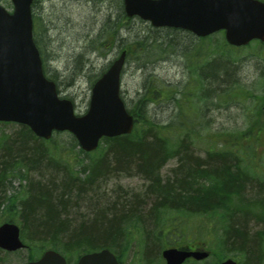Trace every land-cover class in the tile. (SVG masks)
<instances>
[{
	"label": "trees",
	"instance_id": "obj_1",
	"mask_svg": "<svg viewBox=\"0 0 264 264\" xmlns=\"http://www.w3.org/2000/svg\"><path fill=\"white\" fill-rule=\"evenodd\" d=\"M116 2L121 17L125 16L123 1ZM121 28L118 26L105 42L108 49L117 43ZM172 30L168 42L145 37L132 45H122L120 52L126 50L128 57L130 54L149 56L154 48L164 52L173 45L179 46L178 32ZM186 33L194 40L184 48L190 71L194 72L191 73L194 84L191 81L183 89L176 84L145 85L144 92L130 108L136 121L134 132L104 139L107 144L104 152L101 148L94 153L84 152L68 133L45 141L26 126L0 123V206L8 215L6 222H13L15 213L22 220L21 234L31 252L29 261L40 257L46 249L71 253L74 257L109 249L120 260L134 236L143 233L148 240L156 242L146 248L148 259L156 247L174 245L168 242L169 238L178 240L185 236L177 217L184 220L216 216L213 229L218 234L219 262L230 251L237 256L247 254L264 264V200L261 199L264 192L253 189L254 182L264 172L254 151L250 153L262 142L260 122L264 119L257 117L248 131L237 135L222 133L217 138L218 135L205 132L209 121L204 117L211 97L219 103L222 99L239 101L244 97V91L238 90L236 84L239 63L232 57L234 48L227 44L223 34L196 38ZM155 53L152 57L162 55ZM157 103L173 105L169 123L159 124L149 116V108ZM11 126L16 130L7 134L4 129ZM204 142L208 146L202 156L197 154V149ZM219 146L223 150L218 151ZM75 152L83 160L73 156ZM173 160L177 161L176 168L169 177H164L163 168ZM10 172H17L26 182L22 191L15 194L22 195L20 200L16 196L5 205ZM132 173L148 183L142 202H116L106 208L101 207V202L100 207L93 204V195L104 182L117 174ZM32 175L38 179H28ZM252 193L255 198L249 196ZM83 209L86 211L81 213ZM148 212H156L149 223L144 219ZM254 222L262 230H254ZM149 248H152L150 254ZM148 261L154 263L151 258Z\"/></svg>",
	"mask_w": 264,
	"mask_h": 264
},
{
	"label": "rangeland",
	"instance_id": "obj_2",
	"mask_svg": "<svg viewBox=\"0 0 264 264\" xmlns=\"http://www.w3.org/2000/svg\"><path fill=\"white\" fill-rule=\"evenodd\" d=\"M39 1L41 7L37 12L35 39L43 52L47 74L58 84L61 96L73 99L79 113H84L89 107L94 82L119 57L122 45H132L145 37L154 41L168 42L173 31L172 29H155L139 18L121 17L116 0ZM0 4L11 10V0H0ZM119 17H121L120 24H118ZM118 26L122 28L119 31L117 43L113 48L108 49L105 42L110 36H113L111 33ZM174 31L178 32L176 37L180 43L179 46L173 45L164 52H161L159 48H154L152 49L153 53L149 56L130 54L128 57L122 76V96L129 108L144 92L147 84L156 82L165 85L176 84L180 89H183L192 81L191 73L194 72L190 71V61L184 56V48L192 44L194 40L186 32ZM100 41L103 42L102 45H99ZM163 47L166 48L167 46ZM158 51L160 53H155ZM231 52L232 57L239 63L236 69L239 83L236 84L238 90L244 91V97L239 101L238 99H222L220 103L215 98H210L206 111L207 115L204 117L206 121H209V127L205 132L216 134L218 135L217 138L222 136V133L237 135L248 131L255 124L257 117L260 120L264 119V115H262L264 110L262 108L264 100V48L254 41L251 43L250 49H242L241 51L231 49ZM154 53L162 55L152 57ZM148 61H150L149 64H147ZM191 84H194V81ZM158 104L151 105L149 108L151 117L159 123H168L174 113L173 105ZM260 126L263 127L261 131L262 142L255 145L250 153L254 151L256 158L261 162L260 169L264 172V121L260 122ZM4 130L7 134H13L16 127L11 126ZM106 146L107 144L102 142L100 151L104 152L107 149ZM207 146L205 142L201 143L197 149V154L203 156ZM217 149L218 151L223 150L221 146ZM73 156L77 158L79 156L80 161L84 158L78 152H75ZM258 161L253 160L252 162L259 166ZM176 165V160L169 162L163 168L162 175L169 177ZM76 170L80 171L81 169L76 168ZM259 178L254 182L253 189L264 192V176ZM22 179L21 176L17 175V172L8 174L6 184L9 186V192L5 205H9V199L18 196L15 194L22 191L26 182ZM28 179H38V177L32 175ZM147 187L146 180L138 175L133 173L126 176L117 174L114 178L104 182L100 190L96 194L94 193L93 204L95 203L97 206L101 202V207L106 208L116 202L131 200L130 202L140 203ZM21 196L20 194L17 200H20ZM249 196L255 198V193ZM85 211L86 209H83L81 213ZM74 212L76 214V211ZM7 219L8 215L4 207L0 206V224L6 222ZM182 219L176 218L177 222H180V229H183L185 236L178 240L177 237L169 238L168 242L173 243L174 241L176 246L208 250L211 252V256L207 261L201 263L219 264L218 253L220 248L219 242L216 241L218 234L216 228L213 229L218 218L216 216H195ZM13 222L22 228V220L17 213L13 215ZM252 225L256 231L263 228L256 222ZM151 228H154L153 224ZM22 239L27 243V239L23 237ZM149 243L156 244L154 240H148L146 234L143 233L141 236L136 234L128 251L120 258L121 263L148 264V259L151 258L153 264H165L161 255L163 248L156 247L153 255L147 259L146 248ZM151 250L152 248H149L148 254L151 253ZM30 255L31 252L28 249L14 253L0 251V264H24L29 261ZM64 255L68 264H76L79 258L78 256L74 257V254L71 253ZM224 255V259L233 258L239 264H262L258 260L250 259L247 254L237 256L234 252L227 251Z\"/></svg>",
	"mask_w": 264,
	"mask_h": 264
},
{
	"label": "water",
	"instance_id": "obj_3",
	"mask_svg": "<svg viewBox=\"0 0 264 264\" xmlns=\"http://www.w3.org/2000/svg\"><path fill=\"white\" fill-rule=\"evenodd\" d=\"M14 12L0 5V122L28 126L38 137L69 132L85 152L97 150L102 138L133 132L134 117L121 97V75L126 52L94 84L88 112L75 114L74 104L58 97L57 86L45 77L39 49L33 38V0H12ZM129 18L138 17L154 28H174L205 38L224 31L226 42L244 47L264 42V2L260 0H123ZM20 228L0 226V249H24ZM166 264H184L209 257L206 251L169 248ZM26 264H68L60 253L48 250ZM77 264H120L108 249L82 256ZM221 264H238L227 259Z\"/></svg>",
	"mask_w": 264,
	"mask_h": 264
},
{
	"label": "bare ground",
	"instance_id": "obj_4",
	"mask_svg": "<svg viewBox=\"0 0 264 264\" xmlns=\"http://www.w3.org/2000/svg\"><path fill=\"white\" fill-rule=\"evenodd\" d=\"M150 113V112H149ZM150 117H151V115H149ZM153 120H154V118L153 117H151ZM157 122V121H156ZM170 122V121H169ZM168 122V123H169ZM157 123H159V122H157ZM159 124H162V123H159ZM163 124H167V123H163ZM167 166V165H166ZM134 175H137L136 173H134ZM248 184V183H247ZM262 196H261V199H263L264 200V194H261ZM249 199H251L250 197H249ZM136 200H139V199H136ZM150 213V214H149ZM155 213V214H154ZM154 213H151V212H148V214H149V216H146L144 219H146V221L149 223L150 221L149 220H151V219H153L155 216H156V212H154ZM148 214H146V215H148Z\"/></svg>",
	"mask_w": 264,
	"mask_h": 264
},
{
	"label": "flooded vegetation",
	"instance_id": "obj_5",
	"mask_svg": "<svg viewBox=\"0 0 264 264\" xmlns=\"http://www.w3.org/2000/svg\"><path fill=\"white\" fill-rule=\"evenodd\" d=\"M192 250H193V249H192ZM189 261H191V259H190ZM164 263H165V261H164Z\"/></svg>",
	"mask_w": 264,
	"mask_h": 264
}]
</instances>
